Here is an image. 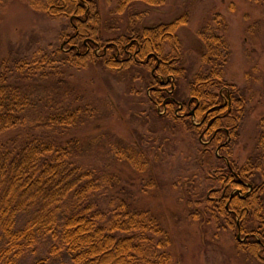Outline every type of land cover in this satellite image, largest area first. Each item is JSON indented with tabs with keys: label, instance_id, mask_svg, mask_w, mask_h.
<instances>
[{
	"label": "trees",
	"instance_id": "16d2710c",
	"mask_svg": "<svg viewBox=\"0 0 264 264\" xmlns=\"http://www.w3.org/2000/svg\"><path fill=\"white\" fill-rule=\"evenodd\" d=\"M28 1L36 11L69 21L72 31L61 35L62 46L51 52L0 57V264H175L170 231L128 193L132 185L155 189L151 158L173 152L159 144L157 153L143 141L110 148L135 173L148 177L129 183L111 164L88 158L79 131L96 118L95 104L82 105L78 98L70 104L61 98L43 101L36 95L39 81L48 82L42 85L46 91H74L65 84V68L89 66L119 76L129 92L134 81L142 82L148 91L145 111L162 131L182 128L193 135L198 159L193 168L209 194L204 206L180 196L186 200L184 210L191 218L214 221L217 230L241 232L245 241L236 238L237 252L264 264V117L252 153L243 164L235 163L246 101L225 78L231 56L225 36L209 24L199 30L205 51L198 72L188 74L178 34L189 22L188 12L145 26L146 13L135 10L137 3L162 7L167 0H118L112 19L101 15L98 0ZM247 1L264 5V0ZM120 15L127 18L125 31L118 24ZM183 87L189 96L179 110ZM192 97L193 105L200 104L197 121L208 113L203 124L189 115ZM173 186L187 188L179 180Z\"/></svg>",
	"mask_w": 264,
	"mask_h": 264
},
{
	"label": "rangeland",
	"instance_id": "374dc122",
	"mask_svg": "<svg viewBox=\"0 0 264 264\" xmlns=\"http://www.w3.org/2000/svg\"><path fill=\"white\" fill-rule=\"evenodd\" d=\"M98 4L101 15L112 19L110 12L118 0H98ZM135 10L146 13L142 21L145 26L172 21L188 12V24L178 30L183 44L182 65L188 68V74L198 72L205 51L199 30L209 24L217 35L225 36L231 52L225 78L237 86L246 101L232 154L235 163L243 164L254 149L258 123L264 117V5L257 6L247 0H167L162 7L137 3ZM118 24L121 31H125L126 15L121 16ZM70 31L69 21L36 11L28 0L0 2V57L29 56L41 49L51 52L52 48L62 46L61 35ZM62 48L67 50L65 45ZM65 71V84L69 82L74 91L66 89L56 93L57 88L54 92L46 91L42 85L48 82L39 81L36 95L43 101L61 98L70 104L78 98L82 105L95 104L96 118L83 124L79 131L88 158L102 166L111 164L114 170L122 172L125 180L136 184L142 179L145 182L148 177L135 173L131 163L120 161L115 154L109 153L110 148L115 151L119 144L137 145L143 141L145 148L154 146L157 153L162 151L156 148L159 144L164 145L166 152H173L170 156L161 153L157 160L151 158L155 189L142 190L132 185L128 193L137 205L154 212L170 231L175 264H259L254 258L237 252L236 238L243 242L245 237L239 239L233 231L217 230L214 221L209 223L207 217L191 218L184 210V199L201 200L204 206L209 194L208 185L198 178L193 168L198 161L194 159L196 150L192 138H195L182 128L177 132L162 131V125L145 111L149 110L148 91L142 82L134 81L133 92H129L130 87L124 81H117L119 76L107 74L99 66L82 70L65 68ZM53 84L50 85L54 89L58 82ZM187 96L189 93L183 87L180 101ZM177 180L187 187L184 192L173 186Z\"/></svg>",
	"mask_w": 264,
	"mask_h": 264
},
{
	"label": "flooded vegetation",
	"instance_id": "af4514ba",
	"mask_svg": "<svg viewBox=\"0 0 264 264\" xmlns=\"http://www.w3.org/2000/svg\"><path fill=\"white\" fill-rule=\"evenodd\" d=\"M67 43V41H65ZM193 101H195V99L192 97L189 99L188 101V104H187V108L190 109L189 111V115L193 116L194 119H195V123L196 124H203L205 119L208 117V113L205 115V118L203 120H201L200 122H196V111L198 109V106L200 105L199 102H196L197 104L196 105H193ZM179 103V110H183L184 108V104H183V101H178ZM226 103L223 104V106L225 105Z\"/></svg>",
	"mask_w": 264,
	"mask_h": 264
},
{
	"label": "water",
	"instance_id": "95a60500",
	"mask_svg": "<svg viewBox=\"0 0 264 264\" xmlns=\"http://www.w3.org/2000/svg\"><path fill=\"white\" fill-rule=\"evenodd\" d=\"M237 237L240 239L241 238V232H239L238 234H237Z\"/></svg>",
	"mask_w": 264,
	"mask_h": 264
}]
</instances>
